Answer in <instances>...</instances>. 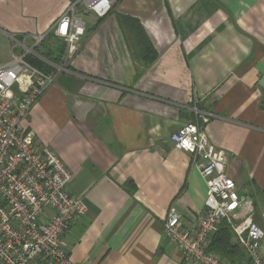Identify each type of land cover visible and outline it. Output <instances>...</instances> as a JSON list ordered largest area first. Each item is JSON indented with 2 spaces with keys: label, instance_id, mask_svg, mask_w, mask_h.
Returning a JSON list of instances; mask_svg holds the SVG:
<instances>
[{
  "label": "crops",
  "instance_id": "crops-1",
  "mask_svg": "<svg viewBox=\"0 0 264 264\" xmlns=\"http://www.w3.org/2000/svg\"><path fill=\"white\" fill-rule=\"evenodd\" d=\"M68 5L0 0V50L9 51L7 35L46 33ZM92 17L67 71L22 122L69 171L67 192L87 206L60 236L69 260L191 264L164 222L174 208L192 231L204 213L206 184L169 140L194 110L209 116L204 133L223 150L225 174L264 232V0H122L105 18Z\"/></svg>",
  "mask_w": 264,
  "mask_h": 264
},
{
  "label": "built area",
  "instance_id": "built-area-1",
  "mask_svg": "<svg viewBox=\"0 0 264 264\" xmlns=\"http://www.w3.org/2000/svg\"><path fill=\"white\" fill-rule=\"evenodd\" d=\"M122 0H73L44 34L17 39L10 36L8 62L0 66V264H73L60 247V236L87 212L83 201L67 192L70 173L48 147H38L23 120L42 94L67 71L43 58L36 49L53 35L66 45L70 58L85 33L79 15L105 18ZM80 7L79 15L76 9ZM31 57L48 67L29 63ZM194 120L169 137L174 148L190 155L207 191L204 213L194 230L181 228L180 215L169 208L164 222L166 238L191 264H228L209 250L211 238L223 223L243 250L246 264H264L260 245L264 232L253 221L251 202L239 194L225 174L223 150L204 133L209 116L194 110Z\"/></svg>",
  "mask_w": 264,
  "mask_h": 264
},
{
  "label": "trees",
  "instance_id": "trees-1",
  "mask_svg": "<svg viewBox=\"0 0 264 264\" xmlns=\"http://www.w3.org/2000/svg\"><path fill=\"white\" fill-rule=\"evenodd\" d=\"M131 24L132 26H134V30L136 31V34L138 33L143 34L138 24L134 22ZM49 36L53 37V35L50 34L47 36V38ZM45 41L46 40H44L42 43H44ZM62 51L57 52V51H54V49H51V47H49L46 49L45 53L43 52L41 54L45 56V58L49 60L50 62L57 64L60 61L61 55L63 54ZM27 61L37 66L38 68L42 69L45 72L50 71L48 67H46L41 62H38L37 60L31 57H28ZM231 233L232 232L229 229V227H227V225L223 223L219 231L211 238L212 241H211V244H209L208 248L210 251L224 258L228 264H236L237 262H241L243 259H244V264H246L247 260H246L243 250H241V248L238 247V245L235 242L231 241L232 239Z\"/></svg>",
  "mask_w": 264,
  "mask_h": 264
},
{
  "label": "rangeland",
  "instance_id": "rangeland-1",
  "mask_svg": "<svg viewBox=\"0 0 264 264\" xmlns=\"http://www.w3.org/2000/svg\"><path fill=\"white\" fill-rule=\"evenodd\" d=\"M72 1L73 0H69V3L72 2ZM79 12H80V7L76 9L77 15H79ZM79 17L85 22L86 27L89 26L90 23L93 20V17L92 16L91 17H86V16L79 15ZM10 36L11 35H7V38H6V42L9 45H11V43L9 42V40H10L9 37ZM13 37H15V36H13ZM49 37H51V38H49ZM49 37L46 38V41L44 43H42L39 46L38 49H36V52L38 54H40V56H42L43 58H45V56H43L41 53H43V52L45 53V51H46L47 48L51 47V49H54V51H57V52H61L62 49H63V51H62L63 54L60 57V61L57 64H55V65H59V66L66 67L65 65L67 64L66 62H67L68 58L65 55V53H66V45H65V43L63 41H61V40L56 39L55 37L54 38L52 36H49ZM28 42L30 43V40ZM7 50L6 49L0 50V64H1V62L2 63L5 62L6 60L8 62V60L10 58V51H7Z\"/></svg>",
  "mask_w": 264,
  "mask_h": 264
},
{
  "label": "water",
  "instance_id": "water-1",
  "mask_svg": "<svg viewBox=\"0 0 264 264\" xmlns=\"http://www.w3.org/2000/svg\"><path fill=\"white\" fill-rule=\"evenodd\" d=\"M82 41H83V38L80 39L78 45L81 44ZM258 86H259L260 88L264 89V77L260 79V81L258 82Z\"/></svg>",
  "mask_w": 264,
  "mask_h": 264
},
{
  "label": "bare ground",
  "instance_id": "bare-ground-1",
  "mask_svg": "<svg viewBox=\"0 0 264 264\" xmlns=\"http://www.w3.org/2000/svg\"><path fill=\"white\" fill-rule=\"evenodd\" d=\"M27 131V130H26Z\"/></svg>",
  "mask_w": 264,
  "mask_h": 264
}]
</instances>
